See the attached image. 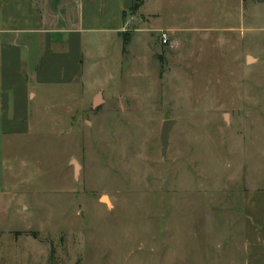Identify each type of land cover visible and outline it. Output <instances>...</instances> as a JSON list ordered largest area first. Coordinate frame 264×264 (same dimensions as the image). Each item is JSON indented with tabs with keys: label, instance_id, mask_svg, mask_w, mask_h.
<instances>
[{
	"label": "rangeland",
	"instance_id": "374dc122",
	"mask_svg": "<svg viewBox=\"0 0 264 264\" xmlns=\"http://www.w3.org/2000/svg\"><path fill=\"white\" fill-rule=\"evenodd\" d=\"M124 21L118 54L89 44L104 68L33 86L28 129L0 136V264H264V0Z\"/></svg>",
	"mask_w": 264,
	"mask_h": 264
},
{
	"label": "crops",
	"instance_id": "0c3cea01",
	"mask_svg": "<svg viewBox=\"0 0 264 264\" xmlns=\"http://www.w3.org/2000/svg\"><path fill=\"white\" fill-rule=\"evenodd\" d=\"M132 4L130 0H0V136L28 129L23 123L35 97L33 86L73 84L104 65L101 60L105 62L103 58L112 52L93 56L89 45L93 41L101 40L103 48L115 44L118 54L124 13ZM2 198L0 193V204Z\"/></svg>",
	"mask_w": 264,
	"mask_h": 264
},
{
	"label": "water",
	"instance_id": "95a60500",
	"mask_svg": "<svg viewBox=\"0 0 264 264\" xmlns=\"http://www.w3.org/2000/svg\"><path fill=\"white\" fill-rule=\"evenodd\" d=\"M250 60V58H248ZM100 93L95 96L94 101H93V106H97L100 103ZM175 123V119H164L161 124V129H160V134H159V139L161 143V154L165 156L166 154V149L168 146V140H169V134L171 127ZM72 164L74 166V177L77 178L79 174V165L75 160H72ZM103 197V196H102ZM105 201V200H104ZM108 202V201H105Z\"/></svg>",
	"mask_w": 264,
	"mask_h": 264
},
{
	"label": "trees",
	"instance_id": "16d2710c",
	"mask_svg": "<svg viewBox=\"0 0 264 264\" xmlns=\"http://www.w3.org/2000/svg\"><path fill=\"white\" fill-rule=\"evenodd\" d=\"M142 4V0H134L131 9H137Z\"/></svg>",
	"mask_w": 264,
	"mask_h": 264
},
{
	"label": "built area",
	"instance_id": "2783aa9c",
	"mask_svg": "<svg viewBox=\"0 0 264 264\" xmlns=\"http://www.w3.org/2000/svg\"><path fill=\"white\" fill-rule=\"evenodd\" d=\"M130 16V15H129ZM132 17H129V19H131ZM130 20H128L127 22H126V24H130V22H129ZM162 37H163V41H166V35H165V33H162Z\"/></svg>",
	"mask_w": 264,
	"mask_h": 264
},
{
	"label": "bare ground",
	"instance_id": "6f19581e",
	"mask_svg": "<svg viewBox=\"0 0 264 264\" xmlns=\"http://www.w3.org/2000/svg\"><path fill=\"white\" fill-rule=\"evenodd\" d=\"M102 200L108 201L106 196L101 197Z\"/></svg>",
	"mask_w": 264,
	"mask_h": 264
}]
</instances>
